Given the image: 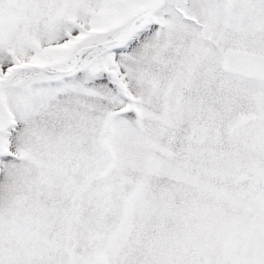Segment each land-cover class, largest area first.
Segmentation results:
<instances>
[{"label": "snow or ice", "instance_id": "obj_1", "mask_svg": "<svg viewBox=\"0 0 264 264\" xmlns=\"http://www.w3.org/2000/svg\"><path fill=\"white\" fill-rule=\"evenodd\" d=\"M0 264H264V0H0Z\"/></svg>", "mask_w": 264, "mask_h": 264}]
</instances>
